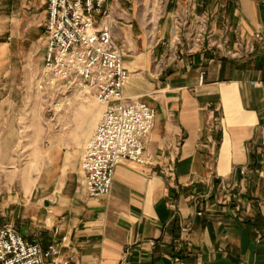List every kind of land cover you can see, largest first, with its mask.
I'll use <instances>...</instances> for the list:
<instances>
[{"label": "crops", "instance_id": "obj_1", "mask_svg": "<svg viewBox=\"0 0 264 264\" xmlns=\"http://www.w3.org/2000/svg\"><path fill=\"white\" fill-rule=\"evenodd\" d=\"M46 1L0 0L3 115L12 61L38 53L43 63ZM105 6L129 70L121 95L156 111L145 162H120L109 193L90 197L80 185L90 98L70 99L61 142H48L40 118L0 115V224L43 250L59 245L70 264H117L124 252L131 264H264V0ZM21 156L32 159L15 171Z\"/></svg>", "mask_w": 264, "mask_h": 264}, {"label": "built area", "instance_id": "obj_2", "mask_svg": "<svg viewBox=\"0 0 264 264\" xmlns=\"http://www.w3.org/2000/svg\"><path fill=\"white\" fill-rule=\"evenodd\" d=\"M106 1H46L44 57L36 81L38 89L82 90L104 105L80 159V185L90 197L109 193L114 167L120 162H145L144 148L156 113L143 101L124 100L121 95L129 70L123 64V53L111 36L109 24L105 23L111 13ZM255 41L263 42L262 36L256 34ZM244 48L252 51L253 44L247 43ZM218 120L214 115L207 120L210 131ZM260 147L264 149V143ZM239 172L245 174L247 167L243 166ZM190 227V224L182 227L181 232ZM0 264H70V261L59 256V245L43 250L39 244L25 241L10 224H0ZM117 264H131L126 252Z\"/></svg>", "mask_w": 264, "mask_h": 264}, {"label": "rangeland", "instance_id": "obj_3", "mask_svg": "<svg viewBox=\"0 0 264 264\" xmlns=\"http://www.w3.org/2000/svg\"><path fill=\"white\" fill-rule=\"evenodd\" d=\"M223 34L222 39L224 40L226 36L225 31ZM38 56L39 54L36 53L31 60L16 58L12 61V89L7 96L8 103L5 105V114L3 115L0 112L2 119H22L23 117L40 118L45 123V137L48 142H57L61 140L63 133L70 129L72 121L75 118L68 112L70 109L68 106L70 99L75 97H88L93 102L96 125L104 105L92 94H85L82 90L38 89L36 87V81L42 66V62L37 60L39 59ZM95 125L92 133L96 127ZM27 127L26 125L15 126L16 134L19 137H23ZM31 159V157L21 156L12 159L11 165L15 171H20L27 164H30ZM34 159L38 158L35 157Z\"/></svg>", "mask_w": 264, "mask_h": 264}]
</instances>
